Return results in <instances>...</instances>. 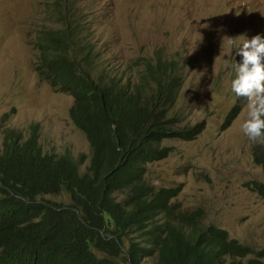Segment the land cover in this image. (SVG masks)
Returning a JSON list of instances; mask_svg holds the SVG:
<instances>
[{
    "label": "trees",
    "instance_id": "obj_1",
    "mask_svg": "<svg viewBox=\"0 0 264 264\" xmlns=\"http://www.w3.org/2000/svg\"><path fill=\"white\" fill-rule=\"evenodd\" d=\"M55 5L60 27L38 30L36 70L73 97L71 117L93 156L46 154L39 125L29 137L7 130L0 154V264H143L147 257V264H246L251 255V262L264 264V250L209 224L203 206L184 208L177 201L183 184L158 189L146 178L149 165L175 150L163 146L167 140H194L205 129L182 128L170 115L174 103L167 107L178 97L181 62L157 52L138 83L96 82L88 72L93 46L83 15L72 1ZM240 113L233 110L226 126ZM255 153L264 167V149ZM253 189L264 195L263 182ZM64 192L70 204L47 199Z\"/></svg>",
    "mask_w": 264,
    "mask_h": 264
},
{
    "label": "rangeland",
    "instance_id": "obj_2",
    "mask_svg": "<svg viewBox=\"0 0 264 264\" xmlns=\"http://www.w3.org/2000/svg\"><path fill=\"white\" fill-rule=\"evenodd\" d=\"M56 1L0 0V118L7 115L5 130L16 129L27 137L39 125L46 154L71 151L79 159L82 154L91 158V142L71 117L73 97L55 91L36 71L38 51L33 44L39 28L60 27ZM67 1L86 18L89 40L98 52L93 77L109 75L138 83L140 59L152 61L157 52L181 62L184 85L173 114L176 110L191 127L206 122L207 129L193 142L167 141L165 146L174 147V152L149 165L147 179L158 188L184 184L177 199L184 208L203 206L209 224L264 250V195L253 189L254 182L264 183V168L254 158L264 143L249 140L240 129L247 100L231 91V68L225 62L239 63L241 57L223 41L241 34L249 39L264 36V0ZM238 104L244 106L242 115L223 131ZM3 143L4 132L0 153ZM47 199L71 203L68 192ZM253 257L245 258L246 264H252Z\"/></svg>",
    "mask_w": 264,
    "mask_h": 264
},
{
    "label": "clouds",
    "instance_id": "obj_3",
    "mask_svg": "<svg viewBox=\"0 0 264 264\" xmlns=\"http://www.w3.org/2000/svg\"><path fill=\"white\" fill-rule=\"evenodd\" d=\"M74 3V2H73ZM75 5V3H74ZM76 6V5H75ZM76 9H78L76 7ZM79 10V9H78ZM81 15H83L81 13ZM84 20L86 19L83 15ZM82 22V24L84 26H86V39L88 42L91 43V45L93 46V49L91 50V52L89 53L92 60H93V66L92 69L89 70V74L91 76L92 79H94L96 82L100 77H106L107 79H110L111 82L113 83H117L120 85H128V84H132L131 82H127L125 81L122 77H116V76H98L97 77H93L92 75V71L94 69V60L96 58H98V52L95 48V44L89 40V37L91 35L90 33V29L89 26L85 24V22ZM43 27H47V28H51L49 26H43ZM41 27V28H43ZM39 28V29H41ZM54 29V28H53ZM58 29V28H56ZM38 33V32H37ZM37 36V35H36ZM36 39V38H35ZM226 40L227 44L229 46V48L232 49H236V55H239L241 57V61L239 63H236L234 61V59L232 60L231 64H227L226 63V67H230L231 68V72H230V88L231 91L237 96V97H243L247 100V113L246 116L242 119L241 124H240V129L243 132V134L251 141L253 142H259V143H264V36H261L259 34L252 36L250 39L241 34L238 37H234V38H230V37H224L223 41ZM237 40H239L240 42L237 43ZM222 41V42H223ZM34 45V44H33ZM36 49V48H35ZM37 50V49H36ZM38 56H39V52H38ZM79 58L82 59V56L79 55ZM140 61H142V71L141 73V77L144 74V70H145V63H148L147 60L145 59H140ZM38 62V60H37ZM83 63V61H82ZM37 71V70H36ZM39 74V73H38ZM40 76V75H39ZM41 78V77H40ZM42 79V78H41ZM43 80V79H42ZM45 81V80H44ZM47 82V81H45ZM48 83V82H47ZM53 89H55V91L59 92L61 91L58 88H55L53 85H51L50 83H48ZM184 85V79L182 77V68H181V85H179V87L177 88L178 91V97L173 96V98L171 99V101L169 102V104L167 105V107H170V104L174 103L171 107V112L170 115H175L179 118L180 123L179 125L184 128V127H190V129H194L198 126H200V124L202 126L205 127L204 131L194 140H183V139H171V140H180V141H186V142H193L195 140H197L207 129V123L206 122H200V124H197L193 127H191V125H185L184 124V120L183 118L179 115V113L175 110V113L173 114V109H176L177 106L176 103L180 97V92L181 89ZM157 88V84L148 88V93H155L156 91H154L153 89ZM237 107H240L241 113L240 115L235 119V121L229 125L226 126V121L229 117V115L233 112V110H235ZM230 114L228 115L222 130L223 131H227L228 129H230L235 122L239 119V117L242 115L243 111H244V106L243 104H238L234 109H233ZM7 115H4L2 118H0V125L2 126L0 133L4 132V143H5V137H6V133L7 130H5V118ZM3 120V121H2ZM74 122V120H73ZM75 123V122H74ZM76 125V124H75ZM77 126V125H76ZM169 141V140H167ZM166 141V142H167ZM165 142V143H166ZM4 145V150L2 153L3 154L5 151V144ZM165 143L163 146H165ZM92 145V144H91ZM167 147H171V146H167ZM257 148H262V147H257ZM264 149V148H263ZM174 152V151H173ZM255 152H254V158H255V162L257 164L256 161V156H255ZM172 155V154H171ZM168 159V158H167ZM166 160V159H165ZM164 161V160H162ZM89 164V163H88ZM86 164V166L88 165ZM258 166H261L259 164H257ZM263 167V166H261ZM264 168V167H263ZM148 175V174H147ZM147 178V177H146ZM148 180V179H147ZM149 182V181H148ZM151 183V182H150ZM153 186H155L153 183H151ZM184 185V184H183ZM157 187V186H155ZM158 188V187H157ZM159 189V188H158ZM183 192V191H182ZM181 195V194H180ZM121 197V196H120ZM124 197V196H123ZM121 197V198H123ZM179 198V197H178ZM177 198V199H178ZM178 201V200H177ZM213 224V223H212ZM215 224V223H214ZM229 231V230H228ZM231 235V233H230ZM232 237V236H231ZM233 238V237H232ZM250 257V256H249ZM254 258V257H253ZM151 257H147L145 258V262L147 264V261L150 260ZM251 261V259H250ZM246 263V262H245ZM252 264H254L252 262Z\"/></svg>",
    "mask_w": 264,
    "mask_h": 264
}]
</instances>
